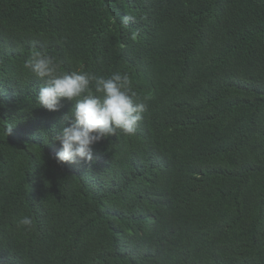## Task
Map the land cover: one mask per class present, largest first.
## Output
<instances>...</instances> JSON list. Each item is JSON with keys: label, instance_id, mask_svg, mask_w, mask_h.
Wrapping results in <instances>:
<instances>
[{"label": "trees", "instance_id": "obj_1", "mask_svg": "<svg viewBox=\"0 0 264 264\" xmlns=\"http://www.w3.org/2000/svg\"><path fill=\"white\" fill-rule=\"evenodd\" d=\"M33 49L127 73L136 133L57 163ZM0 264H264V0H0Z\"/></svg>", "mask_w": 264, "mask_h": 264}, {"label": "clouds", "instance_id": "obj_2", "mask_svg": "<svg viewBox=\"0 0 264 264\" xmlns=\"http://www.w3.org/2000/svg\"><path fill=\"white\" fill-rule=\"evenodd\" d=\"M148 59L143 53L134 62ZM24 67L42 81L36 97L40 107L55 112L62 100L73 102L51 136L52 141L61 145L54 157L59 164H91L95 159L94 144L118 133L134 135L147 111V104L132 90L127 73L115 72L104 77L82 70L61 72L54 56L36 49L31 51ZM14 223L17 228L31 229L33 220L21 216Z\"/></svg>", "mask_w": 264, "mask_h": 264}]
</instances>
